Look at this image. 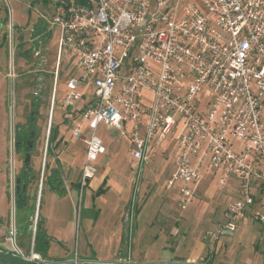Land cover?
I'll return each instance as SVG.
<instances>
[{
	"label": "built area",
	"instance_id": "built-area-1",
	"mask_svg": "<svg viewBox=\"0 0 264 264\" xmlns=\"http://www.w3.org/2000/svg\"><path fill=\"white\" fill-rule=\"evenodd\" d=\"M200 2L72 0L49 21L62 31L58 61L72 55L84 70L68 80L63 100L68 116L78 119L73 136L86 145L83 183L107 152L100 124L130 138L135 180L172 135L175 168L167 185L181 182V208L196 193L189 184L198 185L204 172L218 173L221 185L238 182L239 197L209 232L218 236L249 217L264 226V0ZM82 87L94 93L80 108ZM132 260L129 253L110 264ZM66 261L105 263L77 250Z\"/></svg>",
	"mask_w": 264,
	"mask_h": 264
},
{
	"label": "rangeland",
	"instance_id": "rangeland-1",
	"mask_svg": "<svg viewBox=\"0 0 264 264\" xmlns=\"http://www.w3.org/2000/svg\"><path fill=\"white\" fill-rule=\"evenodd\" d=\"M71 1L0 0V264H19L21 261L23 264H68L66 260L71 257L70 254L60 258L57 254L63 252L54 251V248L58 249L57 246L59 249L63 247L57 242L58 233L55 234V241H52V250H47L46 255L36 250L35 242L38 220L45 216L35 213L41 188L39 186L45 182V190L49 189L46 176L56 164V155L68 142L79 158L84 157L86 150L82 139L72 137L64 103L60 100L61 93L67 91L69 78L72 75L80 77L83 73L77 57L63 55L59 77L60 92L55 96L54 90L52 91L62 31L60 25H51L49 20L61 13L58 7L69 6ZM75 1L84 3L85 0ZM186 1L188 0H182L181 5ZM191 1L202 7L200 0ZM42 15L50 29L47 36L38 38L39 47H36L37 40L32 41L35 34L31 35V28L40 22ZM93 93L94 87H91L83 101L91 100ZM145 96H149V93L146 92ZM208 97L209 93L203 101ZM51 100L56 101L55 107L51 106ZM49 118L51 121L48 122ZM55 128H60L57 145L50 141ZM112 134L111 130H105L106 138ZM21 137H24L23 143L19 140ZM29 137L32 148L29 151L28 204H14L17 198L16 179L23 172L27 152L25 141ZM170 140L172 135L165 139L164 144L156 146L151 159L142 164L139 177L135 180L132 177L136 163L132 162L128 141L119 137L116 160L122 168L133 170L130 175L132 182L138 184L139 181L147 180L146 186L142 188L146 187L143 192L145 195L151 193L150 195L179 197V180L170 189L166 187L175 168L176 147L174 142L168 146ZM166 146L169 147L168 150L165 149ZM203 174L204 178L198 185L189 184L196 191L189 207L182 209L177 199L173 204L176 206L175 211L180 214L149 215L147 220L145 217L141 218L138 226L133 223L137 219L136 214H130L128 219L127 214L123 218L120 214H107L116 212L118 199H115L113 203L99 204L102 214L95 221L94 210L87 208L83 200H79V196L82 198L83 194L64 192L62 207L59 208L61 214H52L51 223L54 220L53 222L62 226L72 224L78 235L76 241L81 252L92 257L85 258H95L94 260L103 261L104 264H110L116 261V257L122 258L129 253L136 264H234L233 257L237 250H245L242 252L243 256H249L252 250L251 240L242 238L240 243L237 236L229 235L231 233L217 236L209 235V232L216 231L217 224L225 220L223 212L227 204L239 197L238 182L230 179L227 184L221 185L218 173ZM139 192L140 188L134 194ZM108 194L106 196H110ZM184 210H193L194 214H181ZM121 221L124 223V231H119L118 224ZM258 224L262 226L263 236L259 239L261 241L257 247L256 260L258 259L257 264H264V226L260 222ZM52 231L53 229L51 233H56ZM157 238L162 239L161 245L153 241ZM198 241L206 243V247L193 259ZM72 243L73 241L68 246ZM77 249L75 246L73 251ZM78 253L80 255L79 251ZM3 255H8L10 261H4Z\"/></svg>",
	"mask_w": 264,
	"mask_h": 264
},
{
	"label": "crops",
	"instance_id": "crops-1",
	"mask_svg": "<svg viewBox=\"0 0 264 264\" xmlns=\"http://www.w3.org/2000/svg\"><path fill=\"white\" fill-rule=\"evenodd\" d=\"M68 6L66 7H58V9L61 11V13H65V10ZM34 39V38H32ZM37 40V45L36 47H39V39H34ZM34 40H32L34 42ZM63 58V57H62ZM62 58L60 61H58V55H57V62H56V67L54 70V81H53V85H52V91L54 90V94L56 96L57 92L59 91V77L61 74V65H62ZM76 58V57H75ZM72 59V57H71ZM79 62V61H78ZM80 64V63H79ZM83 69V67H82ZM84 71V70H83ZM74 76V75H72ZM71 76V77H72ZM70 77V78H71ZM69 78V79H70ZM91 88V87H90ZM90 88L85 89V87H82V91H85V95L88 93V91L90 90ZM68 90V88H67ZM67 91L65 93H61L62 98L60 100H64V97L66 95ZM85 97V96H84ZM52 99V97H51ZM90 102V100L87 101H81L78 106L80 108L85 107L86 105H88V103ZM51 106L55 107V103L56 101L51 100ZM51 107V108H52ZM66 120L67 122L71 125V133H72V137L73 136V125L75 123L78 122V119H72L71 117L68 116L67 112H66ZM51 121V119L49 118L48 122ZM58 130H60V128H57ZM83 130L85 134L89 133V128L86 122L83 123ZM105 130H111L112 131V136H108L106 138L105 136ZM98 134L103 138L106 146H107V152L105 154H102L99 159L95 162V166H96V172L95 174L88 178V182H86L85 184L83 183V179H82V175H83V167L85 164V160H86V150H85V155L82 158H79V156H77L69 147L70 143L68 142L67 145H65L66 147L63 146V148H61V151L59 152V154L56 155L55 157V166H53V168L50 169V173L48 175V184L47 187L49 189L45 190V182H42L41 185L39 186V194H38V200L36 201V205H35V213L37 214H45V216H42V220H43V228L46 234V240H47V244H48V251L50 252L52 250V241L54 240L55 234L58 233L59 236L57 239V242L61 243L63 245L62 249H59V247L57 246L58 249L54 248V251L56 250H61V254H57L58 257L63 258L66 257L68 255H70L71 251H73V249L75 248V246L78 248L77 250L80 252V255L82 257H89L92 258L88 255H85L81 252V248L79 247L76 238H77V233H75V228L74 226H72V224L68 225V226H62L60 223L57 224L56 222H53L54 220H52L51 223V219H52V214H61L60 213V207H62V199L63 197V193L64 192H71L72 194L78 193L83 194L82 198L81 196H79V200H83L82 202L86 205V207H90L94 210L95 214V218L94 220L96 221V219L99 217V214H102L101 208L99 207L100 203H113L115 202V199H118L117 201V206H116V212L115 213H107V214H120V216L123 218L124 215L127 214V218H129V216L131 217L130 214H136L137 215V219L136 221H133V223L138 224V226H140V219L144 218L147 220L148 217L152 216L155 214H159V215H165V214H180L179 212L175 211L176 206L173 204H175L176 199L178 201L179 204V197L173 198L172 196L167 197L165 195H145L143 192L145 191L144 188L142 190V188L144 187V185L146 186V179L143 180L142 182H138V184L136 182H132L130 180V175L132 173L133 170H128L127 167L126 168H122L121 165H119L117 159V154L119 153L117 150V144L119 142V137H123L124 139H126L128 141L129 144V152H130V156L132 157V162L134 164V162L136 163V159L133 156L132 153V143L130 141V138L127 136H124L120 133V131L114 127H109L105 124H100L99 128H98ZM109 135V134H108ZM76 138V137H74ZM78 139V138H76ZM172 142H174L173 144L176 147V142L174 140V138H172V140H170L168 146L172 145ZM165 141H163L161 144H164ZM86 146V145H85ZM168 146H166V150H168ZM86 149V147H85ZM165 151V150H164ZM118 152V153H117ZM132 164V163H131ZM132 164V168L133 165ZM127 169V170H126ZM126 170V171H125ZM173 173V172H172ZM172 175V174H171ZM150 184V183H149ZM148 185V183H147ZM237 185V184H236ZM167 189H170V187H168V185H166ZM237 187V186H236ZM140 188V192L139 194H134L135 190H139ZM109 193L108 195L110 196H106V194ZM112 193V195H111ZM143 193V194H142ZM113 196V197H111ZM108 197V198H107ZM179 206V205H178ZM189 207V206H188ZM187 207V208H188ZM185 208V209H187ZM183 209V208H182ZM119 210V213L117 212ZM181 214H194L193 210L191 212L189 211H183L181 212ZM150 215V216H149ZM134 216V215H133ZM132 216V217H133ZM184 217H186L185 215H183ZM121 218V220H122ZM120 219V218H119ZM255 220L252 218H246L244 220H242L239 224L238 229L236 230V234L234 232H228L231 233L229 234L230 236H237L239 238V242H241V239H246L248 238L250 241V246L252 247L251 253L249 254V256L246 258V256H243L242 252H245V250H237V254L235 257H233V259L235 260L234 264H257L258 259L256 260V254L257 252V247L260 243L262 238V233L263 230L261 229V225L258 224V222H254ZM122 222V223H121ZM118 226H120L119 231H121V229L124 231V227H123V221H121ZM94 224V222H93ZM137 226V225H136ZM156 227V226H155ZM53 229V231H55L56 233H51V230ZM52 231V232H53ZM157 231V230H156ZM234 233V234H233ZM119 234V233H118ZM226 234V233H225ZM55 241V240H54ZM73 241L72 245L69 247L68 244ZM156 242H159V244L161 245V241L162 239L157 238L156 240H153ZM239 243V244H240ZM197 248L195 251V254H193V259H195L194 256H199L201 252H203L205 250L206 247V243H204L203 241H198L197 242ZM255 244V246H254ZM67 246V247H66ZM73 247V249H72ZM61 248V247H60ZM238 248V246L235 248V250ZM248 251V250H247ZM197 253V254H196ZM245 254V253H244ZM247 254V253H246ZM246 258V259H245ZM95 259V258H93ZM116 259H118L116 257ZM190 259V257L188 258ZM232 259V258H231ZM136 264V263H133ZM146 264V263H145Z\"/></svg>",
	"mask_w": 264,
	"mask_h": 264
},
{
	"label": "flooded vegetation",
	"instance_id": "flooded-vegetation-1",
	"mask_svg": "<svg viewBox=\"0 0 264 264\" xmlns=\"http://www.w3.org/2000/svg\"><path fill=\"white\" fill-rule=\"evenodd\" d=\"M44 16L42 15V19L40 20V22H38V24H34L33 26H32V28H31V30H32V32H31V35H32V33H34L35 34V36L33 37L34 39H38V38H40V37H45V36H47V33L49 32V30L48 29H50L49 28V26L47 25L48 23L46 22H44L45 21V19L43 18ZM34 39H32V40H34ZM39 42H40V40H39ZM38 53V52H37ZM24 139V137H21V138H19V140L23 143V140ZM21 142H19V143H21ZM25 150H27V152H26V155H27V153L31 150V148H32V145L30 144V137H29V139H27L26 141H25ZM22 144H20V146H21ZM26 155H25V159H26ZM25 159H24V165H23V172L21 173V175L20 176H18V177H21V182L19 183V185H20V189H19V191L17 190V182H16V195L18 196V195H23V193H24V184H28V181H27V178L29 179V175H28V173H29V169H30V165L28 164V165H26L27 163L25 162ZM17 177V178H18ZM48 178V176H46V179ZM26 189H27V187H26Z\"/></svg>",
	"mask_w": 264,
	"mask_h": 264
},
{
	"label": "trees",
	"instance_id": "trees-1",
	"mask_svg": "<svg viewBox=\"0 0 264 264\" xmlns=\"http://www.w3.org/2000/svg\"><path fill=\"white\" fill-rule=\"evenodd\" d=\"M84 3H86V0L84 1ZM59 134V130L55 128L54 133L50 139L51 142H56L55 145L58 144L59 140H57ZM27 181H29V179L27 178ZM35 242H36V250L44 255H46L47 250H48V244H47V240H46V234L43 228V220L40 218L38 220V226H37V230H36V238H35ZM8 255H3L4 261H10L8 260ZM19 264H23V261H21V263Z\"/></svg>",
	"mask_w": 264,
	"mask_h": 264
},
{
	"label": "water",
	"instance_id": "water-1",
	"mask_svg": "<svg viewBox=\"0 0 264 264\" xmlns=\"http://www.w3.org/2000/svg\"><path fill=\"white\" fill-rule=\"evenodd\" d=\"M17 144L19 146V143H17ZM30 159H31V154L28 152L27 155H26V159H25V162L27 163L26 165L30 164L29 163L30 162ZM16 182L18 184L17 185V190L19 191V189H20L19 183L21 182V177H18L16 179ZM26 187H27V184H24V193H23V195H18L17 196V198L14 201V204L15 203L22 204V205H27L28 204V198L29 197H28V193H27Z\"/></svg>",
	"mask_w": 264,
	"mask_h": 264
}]
</instances>
